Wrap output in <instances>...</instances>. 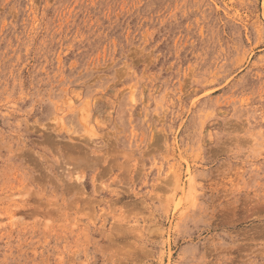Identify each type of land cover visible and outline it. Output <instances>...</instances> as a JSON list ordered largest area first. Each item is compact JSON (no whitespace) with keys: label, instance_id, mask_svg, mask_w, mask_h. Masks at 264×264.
Instances as JSON below:
<instances>
[{"label":"rangeland","instance_id":"obj_1","mask_svg":"<svg viewBox=\"0 0 264 264\" xmlns=\"http://www.w3.org/2000/svg\"><path fill=\"white\" fill-rule=\"evenodd\" d=\"M0 264H264V0H0Z\"/></svg>","mask_w":264,"mask_h":264}]
</instances>
